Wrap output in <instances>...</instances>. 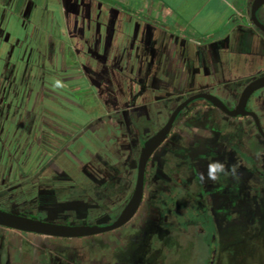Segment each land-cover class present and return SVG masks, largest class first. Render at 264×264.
Wrapping results in <instances>:
<instances>
[{"label":"rangeland","instance_id":"rangeland-1","mask_svg":"<svg viewBox=\"0 0 264 264\" xmlns=\"http://www.w3.org/2000/svg\"><path fill=\"white\" fill-rule=\"evenodd\" d=\"M41 1L33 0L34 5L21 7L0 4V206L26 216H36L30 210L48 216L50 206L59 205L56 211L61 213L65 207L58 203L62 204V200L96 197L100 193L96 184L81 174L86 169L99 179L106 176L105 172L115 171L118 176L129 172L127 193H124L127 195L122 200L125 201L133 185L134 161L127 165L129 171L120 163L127 153L125 148L118 147L115 139L121 137L123 121L113 115L120 106H112L102 90L100 81L106 76L104 55L95 46L94 38L76 36L71 22L56 20V6L43 5ZM18 8H22V20L10 16L18 14ZM145 46L140 45L133 56L147 55ZM141 67L139 73L143 77L149 71V63L141 62ZM109 72L113 83L119 82L122 76L115 70ZM187 81L188 86L182 85L184 80L174 81V85L181 84L180 95L195 90V84L200 82L193 76ZM240 81L246 82L248 78ZM152 91L151 87L145 90V109H141L149 115L150 122L142 116L140 123H147L155 131L164 123L171 107L162 105L158 110L157 101H148ZM171 91L173 86L166 85L155 95L164 96ZM123 102L126 105L125 99ZM199 107L196 105L180 117L168 140L158 149V157L170 152L175 162L189 160L193 171L203 176L205 187L214 188L217 181L208 177V171L216 164V151L222 146V138L218 135L216 142H211L215 134L211 128H205V119L197 120L194 115ZM237 120L239 134L256 135L250 118ZM260 140L264 145V140ZM224 156L239 167L244 177L247 175L246 159L238 161L227 152ZM67 171L75 172L76 183L70 186L66 182H71L72 176H66ZM191 179L194 192L187 195L195 208L187 212L191 233L184 232L183 218L172 217V223H168L160 216L157 197L164 195L158 193L156 197L148 179L134 221L120 229L65 240L3 229L10 260L23 264L24 260L35 261L45 255L54 257L58 264H264V192L252 200L251 191L231 210L233 214L216 218L209 212L208 204L201 210L202 205L191 197L202 190L195 176ZM254 181L252 178L244 182L253 187ZM44 189L54 191L48 196L50 201L40 195L46 192ZM179 191L185 194L183 189ZM111 201L108 198L98 207L90 199L86 202L77 199L75 204L81 206L87 217L77 222L92 225L111 222L119 209L111 212L105 221H95L106 215ZM150 212L156 214L150 216ZM196 219L205 222L203 233L195 227ZM48 220L65 222L62 217Z\"/></svg>","mask_w":264,"mask_h":264},{"label":"flooded vegetation","instance_id":"flooded-vegetation-1","mask_svg":"<svg viewBox=\"0 0 264 264\" xmlns=\"http://www.w3.org/2000/svg\"><path fill=\"white\" fill-rule=\"evenodd\" d=\"M255 29L258 30L257 28ZM94 39H95L94 41L95 46L104 55V63H105L104 64V67H105L104 74H106V76L101 78V81H100V83L103 84V87H102L103 93L105 94V97L107 98V100H110L112 102V106H116V105L120 106L119 110H117V112H114L113 114L116 117L121 118V121H123V125H122L123 129L121 130V133H120L121 137H119V139H115V142L118 145V147H120V149L125 148L124 149L125 153H127V157H125V159H123L120 163L123 166V168L129 171L130 169L128 168L129 166L127 165L130 164V161H134L133 185L131 188V193H132V190L135 184L137 159L139 156L141 146L143 145V143L145 142L147 138H149L151 135H153L156 131H158L163 126L169 114L171 113V111L174 109V107L178 103L183 101L189 95L194 94L196 92H210L216 95L226 106H228L229 108H232L237 103L240 92L242 88L245 86V84H247L253 78L259 76L257 75L254 77H250L248 81L246 82H239L238 80H236L233 83H228V84L219 86L217 87V89L215 88V91L220 90V89L227 91L226 92L227 96L224 94L223 95L220 94L219 96V94H216L215 92H213L214 88L209 87V86L202 87L200 85H197L196 86L197 88L195 90L193 89V91H190L187 95L183 96L179 94L181 93V91L178 92L179 91L178 89H180L181 84L180 85L171 84V86H173L174 91L167 92V94L164 96H161V95L158 96L155 94H157V92L160 93L162 87H165L166 85L164 83L160 84V82L162 81L160 78L158 77L153 78L154 70L153 68H151L150 64H149V71L147 73V74H150L149 78L145 77L146 75H144L143 77L141 76V74L139 73L142 68L141 62H138L137 60H134L132 63L133 65L130 66L129 68L122 69L119 66H117V64L114 63L115 62L114 60H120V57L122 56L120 54L121 51L119 50V48L113 45L117 41V38H115L113 42H112V39L108 41L107 38H105L104 36L102 37L101 35L95 37ZM124 39H125V43L128 44L126 50L129 49L126 54V58L134 59V57L137 54L133 56L134 52L131 53L130 51L131 50L135 51L137 48H140V45H138L139 42L137 43V38L135 36L125 37ZM144 41H145L144 44L146 43L145 45L148 48L152 46L150 38H145ZM132 45H134L135 47H133ZM111 47L113 48V54H110ZM107 49L109 50L106 53ZM111 56H113V59H114L113 61H110ZM111 70L117 71L118 76L119 75L122 76L119 78L120 79L119 82L113 83V81L111 80L112 77L109 72ZM131 74L133 76H130ZM182 85H186V84H182ZM146 87L147 88L151 87V90H153L151 92L152 93L151 99H148V101L150 100L157 101L158 110L162 108V105L165 107L167 106L171 107V110L166 120L155 131H151L150 125L147 124L150 122L148 120L149 115H147L145 111L142 112L141 110L144 107L143 101L146 100L144 98L145 97L144 94H146L145 90L147 89ZM191 88H188V89L191 90ZM263 89L264 87H261L250 94L246 102V109L253 110L257 114L262 130L264 131L263 129L264 127L261 122L262 116H259V114L254 110V106H252V98L257 96ZM148 91H149L148 93H150V90ZM124 99L127 102L126 105H123ZM200 104H206L207 109L206 110L203 109L200 106ZM196 105L200 106L198 110H194L195 111L194 115L197 117L196 119L197 120L205 119V124H204L205 128H211V132L215 134L212 137L211 142L215 143L216 138H218V135H220L222 138L220 142L222 146L220 150L216 151L217 155L215 156L214 161H216V163H218V161L223 162V171L222 173L217 175V179H216L217 185L214 188L205 187L201 177L193 171L192 163L189 160L179 159L178 162L177 161L175 162L176 159H173L174 157L172 153L170 152H165L164 156L158 157V149L160 148L162 143H164V141L168 140L170 134L174 131V126L176 125L180 117L184 113L188 112L190 109L194 108ZM130 111H132L134 114L132 115L128 113ZM179 113H180V116L177 118ZM179 113L175 117L173 124L170 130L168 131L165 139L152 152V154L150 155L146 163L145 171H144L143 194H142L140 204L138 208L136 209L135 213L139 211L140 209L143 195H144V190L146 189L147 182L149 179V185H151V188H150L151 192L155 194L156 197H157L156 194L158 193L159 194L161 193L162 195H164L163 198L157 197L159 208H160V211H159L160 216L163 217L164 220L167 221L168 223H172V217H173V220L174 218H177V217L183 218L182 224H183L184 232L188 234L189 231L191 233L192 229L189 230L188 228L187 221L189 219L187 217L189 214L187 215V212L188 210H190L189 208H191V211L195 209V208L194 209L192 208L193 202H191L188 199V196H189L188 194H190L191 192H194V188L192 186V179H191L192 176H195V182L197 183V185L202 186V190L200 192H195L194 194H192L191 197L193 199H196L198 203L202 205L201 210L204 209L205 204H208L210 207L209 212H213V216L215 215L216 218L218 217L221 218L222 216H224V214L225 215L233 214V211L231 210H233V208L238 205L237 204L238 202L245 200L246 197H248V193H250L251 191H252V200H255V198L259 196L260 193L264 192V190L258 189V179L252 173V168H254V165L256 164L257 159L255 156L252 155V152L247 149V145H248L247 143L251 141L252 136L257 137L260 145L264 149V145L262 144L260 140V139L264 140V138L257 131V128L250 115L229 116L225 114L223 111H221L219 108L213 106L209 101H207L204 98H195L191 100L184 108H182L179 111ZM215 113H218V116H217L218 118L215 117ZM142 116L147 121L145 125H142L140 123V118ZM242 117L250 118L251 123L253 122V125L255 127L256 135L239 134L237 132V128H239L238 126L239 120L237 119L242 118ZM215 119H218V120H215ZM77 138L78 136L76 137V139ZM238 143H239V147L237 148L236 145ZM207 148H209V145H207ZM226 152L230 155L231 158H236L238 161L242 160L243 158L246 159V162H247L246 164L248 165V168H249V171L247 175L245 176L246 178L244 177V175L240 173L239 167H236L234 163L231 164V162L226 161L224 159L225 157L224 155ZM260 161H261L260 162L261 167L264 169V155H262V158ZM72 162L75 163L74 161ZM114 167L112 166L111 168L115 170ZM86 170H87L86 172L83 171L84 173L81 172V174L84 175V177L86 178H90L88 180L96 184L98 191L100 192L98 195H96V197H85V198L72 197L68 199L69 200L68 202H64V200H62L63 201L62 204L61 202L58 203L62 205L63 207H65L62 209L61 213H57L56 211L57 208L60 207L58 205V207L50 206V210L47 211L49 213L48 216H41L36 211L30 210V212L34 213L36 216H29V217L43 219L47 221H49L48 220L49 217H62L64 218L65 222H61V223L81 224L77 221L81 219L82 220L86 219L87 218L86 212L83 209H81L80 205L75 204L76 202L74 201H76L77 199H81V201L86 202L88 199H90L94 203L95 206L99 207L103 204L105 200H107L108 198H112L113 201H111V203L108 205L109 209L106 215L101 219H95V221H105L110 216L111 212H114L115 210L119 209V211L115 215V218H116L131 195L130 193L128 198H126L125 201H122L123 197L127 195V194L124 195V193H127L128 181H129L127 174L129 172H126L125 174L126 176L125 175L118 176V174L115 171L105 172L106 176L103 179H99L96 176H94L90 172L89 169H86ZM160 171H162V173ZM65 175L72 176L70 177L71 182L69 181L66 182L68 186H70L69 184L71 183L73 184L76 183L74 179L75 178L74 171L72 172L67 171ZM252 178L255 180L253 187L245 184L244 182L245 180L247 179L250 180ZM180 189H183V192L185 193L184 195L183 193H180L179 191ZM43 191H46V192L44 193L42 192L40 193V195L43 196L45 200L50 201L48 196L49 194L53 195L54 191L52 189L50 190L52 193H50L48 189H44ZM119 193H121V195ZM51 200H54V199L52 198ZM70 203H73V205L70 207H66V205ZM0 208L2 207L0 206ZM4 210H7V209H4ZM8 211H13V210L9 209ZM13 212L23 214L21 213V211H13ZM135 213L132 215V217L128 221H126L123 225L115 229H120L124 227L126 224H128L130 221H134L133 216L135 215ZM151 214H156V212L155 213L150 212V216ZM196 221L198 224L199 223L200 224L199 225L197 224L195 227H197V229L201 230L203 233L204 228H205L203 224L205 222L203 221V224H202L200 220L196 219ZM109 223H106V224H109ZM84 224L92 225V224H86V223ZM3 229H8L10 231H19L23 233H31V234H36V235L49 236V237L57 238L58 240L72 239V238H65V237H55V236L34 233V232H26V231H21V230H17L14 228H9V227L0 225V264H17L16 262H12L10 260L8 250H7L8 240L4 238V234L2 232ZM110 231L111 230L106 231V232H110ZM102 233H105V232H102ZM98 234H101V233H98ZM91 236L93 235L85 236V237H91ZM73 238H81V237H73ZM24 261L25 262L23 264H58V263H55L54 257L47 258L45 255H42L41 258L39 259L37 258L35 261L32 259L29 260V262L26 260Z\"/></svg>","mask_w":264,"mask_h":264},{"label":"crops","instance_id":"crops-1","mask_svg":"<svg viewBox=\"0 0 264 264\" xmlns=\"http://www.w3.org/2000/svg\"><path fill=\"white\" fill-rule=\"evenodd\" d=\"M251 1L42 0L41 4L55 5L56 20L71 22L78 37L101 35L112 42L117 38L113 45L122 56L120 60L111 56L110 61L114 60L122 69L133 65V60L126 58L128 44L124 38L135 36L138 45L150 38L152 46L145 48L154 55H136L134 60L149 63L154 70L153 78L163 81L160 84L171 85L179 79L180 83L184 80L183 84H187V79L193 76L200 81L195 89L197 85L209 86L219 96H227V91H215V88L264 73V33L250 24ZM2 3L20 7L34 5L33 0H0ZM21 10L18 8V14L10 16L22 20ZM257 15L264 23V4ZM14 35L17 36L16 32ZM112 47L110 54H113ZM145 77L149 78L150 74ZM200 106L207 109L206 104ZM252 106L264 117V89L252 98ZM261 122L264 124L262 118Z\"/></svg>","mask_w":264,"mask_h":264},{"label":"water","instance_id":"water-1","mask_svg":"<svg viewBox=\"0 0 264 264\" xmlns=\"http://www.w3.org/2000/svg\"><path fill=\"white\" fill-rule=\"evenodd\" d=\"M263 4L264 0H252L249 7L250 23L261 32H264V23L259 19L257 11ZM261 87H264V74L253 78L247 84H245L240 92L237 103L232 108L226 106L216 95L210 92H196L178 103L169 114L163 126L153 135L147 138L141 146L137 159L134 188L128 201L111 223L103 225L56 223L43 219L32 218L17 212L0 208V225L21 231L65 238L90 236L106 232L123 225L132 217L140 204L143 194L144 171L146 163L152 152L165 139L179 111L184 108L191 100L195 98H204L213 106L219 108L229 116L250 115L257 128V131L264 138V131L262 130L257 114L253 110L246 109V102L250 94Z\"/></svg>","mask_w":264,"mask_h":264},{"label":"trees","instance_id":"trees-1","mask_svg":"<svg viewBox=\"0 0 264 264\" xmlns=\"http://www.w3.org/2000/svg\"><path fill=\"white\" fill-rule=\"evenodd\" d=\"M180 116V113L178 114L177 118ZM247 149L252 152V155L256 157L257 162L254 165V168H252V173L256 176L258 179V189L264 190V169L261 167L260 160L262 158V155H264V149L260 145L259 140L257 137L252 136L251 141L247 143ZM162 173V171H160ZM262 175V176H261Z\"/></svg>","mask_w":264,"mask_h":264},{"label":"clouds","instance_id":"clouds-1","mask_svg":"<svg viewBox=\"0 0 264 264\" xmlns=\"http://www.w3.org/2000/svg\"><path fill=\"white\" fill-rule=\"evenodd\" d=\"M223 171V165L216 163L212 165L208 171V177L212 180L217 179V175ZM203 180V176L201 177Z\"/></svg>","mask_w":264,"mask_h":264}]
</instances>
